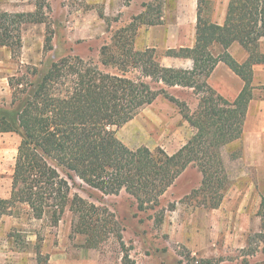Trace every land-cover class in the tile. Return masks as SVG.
Instances as JSON below:
<instances>
[{"label": "rangeland", "instance_id": "1", "mask_svg": "<svg viewBox=\"0 0 264 264\" xmlns=\"http://www.w3.org/2000/svg\"><path fill=\"white\" fill-rule=\"evenodd\" d=\"M230 1L202 0L203 24L216 23L220 8ZM177 2L0 0V13L25 15L22 20L11 16L0 20V42L8 44L0 45V199L10 196L22 141L19 133L1 130L10 127L50 66L67 61L62 78L51 90L57 97L68 96L74 86L71 65L82 71L98 67L113 75H121L125 68L128 77H138L131 65H104L101 54L110 47L112 56L121 59L116 34L133 23L136 32L129 27L126 40L133 41L136 51L155 49L159 61L168 64L164 57L173 56H166V49L148 48V21H161L169 10L173 18ZM21 8L30 11L15 12ZM192 25L186 20L181 25L185 37L192 33ZM251 48L255 58L264 60V40L253 42ZM166 90L188 106L189 114L199 109L204 94L183 87ZM107 129L130 150L160 148L170 156L196 133L180 108L163 95L132 120ZM241 152L238 145L224 149L230 184L217 209L204 207L203 196L193 193L202 182L201 172L193 166L143 208L126 188L100 192L86 181L93 177L72 181L59 170L70 185L60 221L52 222L46 214L43 219L34 218L29 207L17 205L0 220V264H264V230L257 215L262 201L253 191L251 169L238 161ZM74 195L82 201L74 200Z\"/></svg>", "mask_w": 264, "mask_h": 264}, {"label": "trees", "instance_id": "2", "mask_svg": "<svg viewBox=\"0 0 264 264\" xmlns=\"http://www.w3.org/2000/svg\"><path fill=\"white\" fill-rule=\"evenodd\" d=\"M201 2L198 0L195 47L165 52L166 56L192 59V70L162 65L155 49L136 51L133 41L125 37L129 27L136 30L134 23L116 34L115 46L123 50L120 56L127 60L112 56L110 47H104L101 54L104 65H131L139 72L138 77H128L125 68L121 75H113L98 67L82 71L71 65V73L76 76L72 79L74 86L68 96L57 97L51 90L62 78L67 61L50 66L35 91L24 100L10 127L1 130L19 133L22 141L15 159L10 196L0 199V220L22 204L29 207L34 218L43 219L46 214L52 222H59L70 194L69 182L59 170L72 181L93 177V181H86L100 192L112 193L126 188L138 201L139 208H143L193 166L202 174L201 187L193 193L203 196L204 207L217 209L221 206L230 184L222 148L242 137L252 99L253 66L264 63L254 57L251 48L253 42L264 38V0H231L224 26L203 24ZM10 16L14 20L25 17L24 14L0 13V20ZM101 17L104 18L102 14ZM148 22L161 24V21ZM234 42H239L250 53V58L242 65L229 58L214 57L210 52L214 43L227 48ZM0 45L8 44L0 42ZM223 59L246 85L234 102L227 101L207 84L214 67ZM166 87L202 91L199 109L189 114L188 106L170 95ZM159 95L175 103L184 119L196 130L172 156L160 148L156 151L147 147L130 150L107 129L132 120ZM107 166L111 167L110 172ZM75 199L82 201L76 195ZM257 215L264 230V198Z\"/></svg>", "mask_w": 264, "mask_h": 264}, {"label": "crops", "instance_id": "3", "mask_svg": "<svg viewBox=\"0 0 264 264\" xmlns=\"http://www.w3.org/2000/svg\"><path fill=\"white\" fill-rule=\"evenodd\" d=\"M177 1V6L172 9L174 10L173 18H170L171 14L169 10L168 14L166 13L164 17L162 16L161 24L151 25L149 27L148 37L150 42L148 48L155 47L179 51L180 49H193L195 47L196 24L198 23V0ZM229 3L226 4L224 2L222 8H220L218 19L214 24L219 26L225 25ZM16 11L18 13H24L30 10L21 8V10ZM185 20L193 23L192 33L188 37H185L181 26ZM263 40L264 38L259 41ZM210 52L214 57L222 56L225 60L229 58L237 65L244 64L250 58L248 50L239 42H234L227 48H224L219 43H214L210 47ZM223 60L219 61L214 67L210 77L207 79V84L218 95L229 102H234L246 85L228 63ZM164 61L168 62L164 66L169 68L192 70L194 67V62L190 58L164 57ZM251 93L252 99L248 105L242 137L224 146L222 148V155L224 158V149L226 147H233L234 145L240 147L242 157L238 161H241L244 169H251L254 178V183H252L254 184L253 191L259 196L257 201L261 202L262 198H264V63L253 66ZM248 191H251L250 188Z\"/></svg>", "mask_w": 264, "mask_h": 264}]
</instances>
